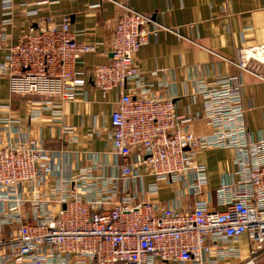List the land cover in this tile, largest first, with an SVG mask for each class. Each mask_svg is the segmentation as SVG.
<instances>
[{"label":"built area","instance_id":"1","mask_svg":"<svg viewBox=\"0 0 264 264\" xmlns=\"http://www.w3.org/2000/svg\"><path fill=\"white\" fill-rule=\"evenodd\" d=\"M117 4L108 58L86 70L77 65L96 45L77 40L83 31L72 28L68 15L30 27L15 43L0 29L6 51L0 75L11 95L42 97L38 102L58 113L66 102L87 101L89 81L102 97L118 91L109 129L115 161L106 172L99 165L62 172L37 141L10 139L17 121L1 119L9 136L0 133V264H216L239 257L229 244L243 235L251 258L239 264H257L264 253V136L254 140L247 129L240 76L196 81L200 118L210 132L193 133L197 117L177 112L171 97L152 94L134 62L140 47L168 28ZM238 57L241 71L264 80V45L241 49ZM213 148L233 152V171L210 190L196 155ZM160 184L176 187L169 200L152 202Z\"/></svg>","mask_w":264,"mask_h":264},{"label":"crops","instance_id":"2","mask_svg":"<svg viewBox=\"0 0 264 264\" xmlns=\"http://www.w3.org/2000/svg\"><path fill=\"white\" fill-rule=\"evenodd\" d=\"M6 1L11 3L8 13ZM121 2L149 14L152 24L168 28L140 47L134 62L142 71L140 80L152 94L171 97L177 112L197 117L191 125L193 133L210 132L200 118L202 99L196 93V81L215 84L220 77L236 75L242 82L247 129L254 140L264 136V80L236 65L241 49L264 45V0H0V29L9 43H15L30 27L48 18L58 23L68 15L72 28L83 31L77 40L96 45V51L85 54L77 65V70H86L107 60V43L121 12L117 3ZM94 3L98 6L90 7ZM5 54L0 50V59ZM84 89L87 101L66 102L57 113L54 107L38 102L42 97L11 95L7 77L0 75V121L16 120L10 139L37 141L52 152L62 172L74 173L88 165H99V171L106 172L115 161L109 129L118 91L102 97L90 81ZM67 126L71 133L64 132ZM0 133L5 139L9 136L4 125H0ZM232 158L228 149L197 153V162L206 166L210 190L220 184L223 174L233 171ZM51 181L48 176L43 182L41 197ZM175 187L160 184L158 193L149 199L163 203L172 197ZM229 245L238 249L239 257L216 264H239L251 258V244L245 235ZM258 259L257 264H264L263 252Z\"/></svg>","mask_w":264,"mask_h":264},{"label":"rangeland","instance_id":"3","mask_svg":"<svg viewBox=\"0 0 264 264\" xmlns=\"http://www.w3.org/2000/svg\"><path fill=\"white\" fill-rule=\"evenodd\" d=\"M20 96V95H19Z\"/></svg>","mask_w":264,"mask_h":264}]
</instances>
